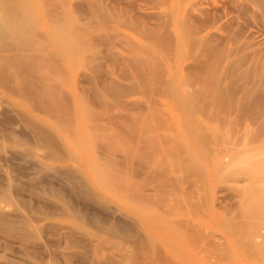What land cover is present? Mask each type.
I'll return each instance as SVG.
<instances>
[{
	"label": "rangeland",
	"instance_id": "374dc122",
	"mask_svg": "<svg viewBox=\"0 0 264 264\" xmlns=\"http://www.w3.org/2000/svg\"><path fill=\"white\" fill-rule=\"evenodd\" d=\"M11 1L0 0L28 17L26 37L0 49V264H264V106H244L226 70L245 56L242 69L259 64L264 75V7ZM215 51L227 54L221 66ZM109 220L139 239L112 234Z\"/></svg>",
	"mask_w": 264,
	"mask_h": 264
},
{
	"label": "bare ground",
	"instance_id": "6f19581e",
	"mask_svg": "<svg viewBox=\"0 0 264 264\" xmlns=\"http://www.w3.org/2000/svg\"><path fill=\"white\" fill-rule=\"evenodd\" d=\"M4 1V0H3ZM6 1V0H5ZM11 1V0H10ZM16 1V0H15ZM243 1V0H242ZM246 1V0H245ZM252 1H254V2H256L259 6H260V9H261V7H264V0H252ZM14 2V1H13ZM97 2V1H96ZM3 2H0V7L2 8V10L0 9V49H4V48H7V46H8V43H9V41L11 40V35H12V37H13V35H20L21 34V31H23L22 33L24 34V33H26V35H27V28H26V26H27V20H30V19H27L26 21H24V23H26L25 24V28L26 29H22V28H24V25L22 26V20L24 19H26L27 17H28V15H26L28 12H26V10H24L23 9V7H22V11H23V14L21 13V11H20V13L21 14H18L19 12H18V10H19V7H17V9H16V11L13 9V7H14V5H13V7H12V9L14 10H11V7H9V9L10 10H7L8 9V7H6L4 4H2ZM22 3V2H21ZM24 3V2H23ZM91 3V2H90ZM237 3V2H236ZM6 4V3H5ZM8 4V3H7ZM9 4H12V1H11V3L9 2ZM240 4V3H239ZM244 4V3H243ZM255 4V3H254ZM104 5V4H103ZM246 5H248V4H246ZM3 6H5V7H3ZM241 6H242V4H241ZM244 6H245V4H244ZM244 6H242V7H244ZM97 7H98V5H97ZM100 7V6H99ZM56 9V8H55ZM100 9H101V7H100ZM99 9V10H100ZM62 10V9H61ZM243 10V9H242ZM25 11V12H24ZM56 11H58V10H56ZM249 12V11H248ZM256 12V11H255ZM263 12V11H262ZM58 13V12H57ZM245 13V12H244ZM53 14V13H52ZM54 14H55V12H54ZM65 14V13H64ZM25 15L27 16V17H25ZM129 15V14H128ZM263 15V14H262ZM23 16H24V18H23ZM36 16V15H35ZM56 16H60V15H56ZM55 15H54V17H56ZM70 16V15H69ZM87 16V15H86ZM32 17V16H31ZM57 17V18H58ZM66 17V16H65ZM247 17V16H246ZM23 18V19H22ZM30 18V17H29ZM52 19H53V16L51 17ZM60 18V17H59ZM211 18V17H210ZM33 19V18H32ZM31 19V20H32ZM63 19H65V18H63ZM62 19V20H63ZM67 19H68V17H67ZM188 18H186V20H187ZM30 20V21H31ZM48 20V19H47ZM56 20V19H55ZM58 20V22H57V24L60 22L59 21V19H57ZM56 20V21H57ZM61 20V19H60ZM61 20V21H62ZM49 21V20H48ZM56 21H55V23H56ZM65 21V20H64ZM97 21V20H96ZM137 21V20H136ZM135 21V22H136ZM188 21V20H187ZM187 21H185L184 23H183V21H182V23L183 24H185V25H187ZM29 22V21H28ZM33 22H35V21H32V23ZM67 22V21H66ZM68 22H69V20H68ZM212 22V21H211ZM49 23V22H48ZM54 23V22H53ZM54 23V24H55ZM130 23V22H129ZM190 23V22H189ZM194 23V22H193ZM104 24V23H103ZM29 26L31 25V24H28ZM34 25V23L32 24V26H30V28L31 27H34L33 26ZM59 25V24H58ZM61 25V24H60ZM66 25H68V24H66ZM189 26H190V24H188ZM187 25V26H188ZM205 25H206V23H205ZM28 26V27H29ZM53 26V25H52ZM62 26V25H61ZM103 26V25H102ZM105 26V25H104ZM152 27V26H151ZM35 28V27H34ZM82 28V27H81ZM193 28V27H192ZM191 28V29H192ZM55 29V28H54ZM56 29H58V28H56ZM184 29H185V27H184ZM188 31H189V34H190V38H191V33H190V30H189V27H187L186 28ZM186 29H185V31H186ZM66 30H67V28H66ZM154 30V29H153ZM195 30V29H194ZM259 31V30H258ZM30 32V31H29ZM75 32V31H74ZM85 32V31H84ZM30 33H32L33 34V32H30ZM59 33V32H58ZM62 33V32H61ZM73 33V32H72ZM76 33V32H75ZM79 34H80V32H78ZM87 33V32H86ZM104 33V32H103ZM23 34H21L22 36L20 37V38H22L23 37ZM186 34H188V33H186ZM25 35V34H24ZM26 35H25V37H26ZM34 35V34H33ZM154 35H156V34H154ZM256 35V34H255ZM17 36H15V38L17 37ZM60 36V35H59ZM62 36V35H61ZM84 36V35H83ZM89 36V35H88ZM10 37V38H9ZM28 37V36H27ZM80 37V36H79ZM82 37V36H81ZM107 37V36H106ZM188 37V36H187ZM210 37V36H209ZM232 37H233V35H232ZM253 37H254V35H253ZM234 38V37H233ZM263 38V37H262ZM7 39H10L9 41L7 40ZM18 41L17 42H19L21 39H19V36H18ZM23 39V38H22ZM74 39V38H73ZM77 39H79V38H77ZM214 39V38H213ZM206 40V39H205ZM209 40V39H208ZM7 41H8V43H7ZM15 41L16 40H14V44H15ZM40 41V40H39ZM92 41V40H91ZM162 41V40H161ZM234 41V40H233ZM238 41V40H237ZM24 42V40L22 41V43ZM31 42V41H30ZM60 42H64L65 43V41L64 40H61ZM124 42V41H123ZM211 42H212V40H211ZM11 43H13V42H11L10 41V43H9V45L10 46H14V44H11ZM67 43V42H66ZM126 43V42H125ZM158 43V42H157ZM225 43H227V42H225ZM21 44V43H20ZM63 44V43H62ZM19 45V44H18ZM55 45V44H54ZM54 45H53V47H54ZM60 45V44H59ZM65 45V44H64ZM23 46H24V43H23ZM38 46H40V45H38ZM44 46H45V44H44ZM81 46V45H80ZM80 46H79V48H80ZM88 46V45H87ZM86 46V47H87ZM132 46H134V45H132ZM167 46H169L168 44H167ZM9 47V46H8ZM15 48L17 47L16 45L14 46ZM83 47V46H82ZM192 47V46H191ZM211 47V46H210ZM210 47H208L209 49H210ZM228 47V46H227ZM239 48H240V46H238ZM244 47V46H243ZM249 47V46H248ZM247 47V48H248ZM47 48H49V47H47ZM84 48V47H83ZM206 48H207V46H206ZM225 48H226V46H225ZM225 48L223 49L222 48V50H223V53L221 54V56H223V54L224 53H227V50L225 51ZM2 49V50H3ZM20 49V48H19ZM71 49H72V47H71ZM74 49V48H73ZM89 49V48H88ZM137 49V48H136ZM172 49V48H171ZM208 49V50H209ZM1 50V52H3ZM5 50V49H4ZM24 50V49H23ZM47 50V49H46ZM90 50V49H89ZM168 50V49H167ZM167 50L165 49V51H166V54H168L169 52H173L172 50L171 51H169V52H167ZM205 50H207V49H204V51ZM207 50V51H208ZM212 50V49H211ZM210 50V51H211ZM214 50V49H213ZM221 50V51H222ZM240 50H241V48H240ZM243 50V49H242ZM8 51V50H7ZM217 51H219V54H220V50L218 49ZM57 52V51H56ZM137 52H138V50H137ZM214 52V51H213ZM231 52V51H230ZM257 52H259V50L257 51ZM38 53V52H37ZM88 53V52H87ZM215 53H216V51H215ZM132 54V53H131ZM165 54V55H166ZM218 53H216V55H217ZM218 54V56H220ZM233 54V53H232ZM19 55V54H18ZM49 55H50V52H49ZM171 54H168V56H170ZM174 55V54H173ZM227 55V54H226ZM226 55H224V58H225V56ZM250 55H253V53L252 54H250ZM249 55V56H250ZM256 55H259V54H257L256 53ZM40 56V55H39ZM43 56V55H42ZM57 56V55H56ZM58 56H60V53H59V55ZM57 56V57H58ZM136 56V55H135ZM140 56H142V55H140ZM218 56H216L217 58H218ZM220 56V57H221ZM230 56H231V54H230ZM26 57H29V56H26ZM34 57V56H33ZM33 57H32V59H33ZM36 57V56H35ZM50 57V56H49ZM53 57V56H52ZM213 57H214V55H213ZM229 57V56H228ZM251 57V56H250ZM257 57V56H256ZM4 58V57H3ZM6 58H7V56H6ZM13 58V57H12ZM171 58V57H170ZM223 57H221V62L220 63H218V64H220V66H221V63L223 62L222 60H224V58L222 59ZM239 58V57H238ZM8 59H9V57H8ZM14 59V58H13ZM16 59V58H15ZM58 59V58H57ZM244 59H245V56L242 58H239V59H236V60H232L231 62H229L228 63V65H227V72H228V79L230 80L229 82L231 83V85H234L235 86V84H236V82H237V80H242L243 81V83L244 84H240L239 85V83H240V81H239V83L237 82V84H236V86H237V89H240L239 91L242 93V98H243V103H244V106H248V107H252V105H256V107L257 106H260V105H262V106H264V98H262V96H264V75L263 74H261L260 75V73H259V71H261V70H259V68H260V66H262V65H260L259 66V64H251V66H250V69H248V70H243L242 68L245 66L244 64H246V62H249V63H251V61H244ZM255 59V58H254ZM4 60H6V59H4ZM4 60H1V62L2 61H4ZM34 60V59H33ZM86 60V59H85ZM155 60H157V59H155ZM207 60V59H206ZM206 60H204V61H206ZM213 60H214V58H213ZM216 60V59H215ZM219 61H220V59H218ZM246 60V59H245ZM247 60H249V59H247ZM251 60V59H250ZM212 61V60H211ZM218 61V62H219ZM24 62V61H23ZM37 62H39V61H37ZM90 62V61H89ZM157 62V61H156ZM208 62H206V64H207ZM212 63V65L211 66H213V64L214 63H216L217 64V61L216 62H210L209 64H211ZM260 63V62H259ZM15 64V63H14ZM87 64V63H86ZM217 64V65H218ZM248 64V63H247ZM2 65V64H1ZM5 65V64H4ZM10 65V64H9ZM85 65V64H84ZM156 65V64H155ZM88 66V65H87ZM95 66V65H94ZM141 66H142V64H141ZM208 66H210V65H208ZM210 66V67H211ZM219 65L217 66V67H220ZM10 67H12V66H10ZM15 67V66H14ZM54 67V66H53ZM91 67V66H90ZM163 67V66H162ZM216 66L214 65V67L213 68H215ZM249 67V66H248ZM36 68V67H35ZM41 68V67H40ZM93 68V67H92ZM221 68V67H220ZM18 69V68H17ZM53 69V68H52ZM204 69V68H203ZM207 69H209L208 71H210L211 69L210 68H207ZM247 69V68H246ZM16 70V69H15ZM40 70V69H39ZM161 70V69H160ZM197 70V69H196ZM221 70V69H220ZM23 71V70H22ZM207 71V72H208ZM214 71V70H213ZM215 71L218 73V75L217 74H215L214 73V75H216V76H220L219 75V68H215ZM1 72V71H0ZM3 72V71H2ZM24 72V71H23ZM158 72V71H157ZM212 72V70L209 72V73H211ZM221 72V71H220ZM20 73V72H19ZM141 73V72H140ZM153 73V72H152ZM2 74V73H1ZM21 74V73H20ZM134 74V73H133ZM156 74V73H155ZM159 74V73H158ZM200 74V73H199ZM199 74H197L198 76H199ZM204 74V73H203ZM259 74V76H257ZM3 75V74H2ZM27 75V74H26ZM136 75V74H135ZM4 76V75H3ZM150 76V75H149ZM148 76V77H149ZM162 76V75H161ZM160 76V77H161ZM205 76V78H206V74L204 75ZM207 76H209L210 77V75L209 74H207ZM212 76H213V74H212ZM211 76V77H212ZM2 77V76H1ZM6 77V76H5ZM141 77H143V76H141ZM147 77V76H146ZM200 77V76H199ZM210 77V78H211ZM9 78V77H8ZM33 78V77H32ZM156 78H157V76H156ZM201 78H203V77H201ZM227 78V77H226ZM225 78V79H226ZM6 79V78H5ZM40 79V78H39ZM97 79V78H96ZM193 79V78H192ZM198 79V78H197ZM208 79V78H207ZM218 80H220V81H216L217 83H215V86L217 87L218 85L217 84H221V79H222V77H221V79H219V78H217ZM1 80H3V79H1ZM149 80V79H148ZM155 80V79H154ZM160 80V79H159ZM206 79H204V81H205ZM210 80V79H209ZM208 80V82H210V81H212V80H216V77H215V79L214 78H211V80L209 81ZM161 81H163V79L161 80ZM166 81V80H165ZM169 81V80H168ZM203 81V80H202ZM201 81V82H202ZM207 81V80H206ZM226 81V80H225ZM3 82H5V81H3ZM228 82V83H229ZM7 83H9L8 82V80H7ZM148 83H150V82H148ZM154 83V82H153ZM158 83V82H157ZM165 83V82H164ZM212 84H213V82H211ZM223 83H224V80H223ZM1 84H2V82H1ZM147 84V83H146ZM161 84H163V82L162 83H160V87L161 88H163V86H161ZM169 84L171 85V86H173L172 84H171V82H169ZM199 84V83H198ZM211 84V85H212ZM25 85V84H24ZM165 85H166V87L168 86L169 87V85H168V82H167V84L165 83ZM164 85V86H165ZM193 85V84H192ZM210 85V86H211ZM228 85V84H227ZM252 87H251V86ZM258 86L259 87V91H260V95H258V97L257 98H255L256 97V95H254V91H253V88H255V86ZM43 86V85H42ZM155 86V85H154ZM170 86V90H171V87ZM209 86V87H210ZM214 86V84L211 86V89H209V90H211V92H212V89L215 87H213ZM223 86V85H222ZM101 87V86H100ZM157 87H158V85H157ZM209 87H207V88H209ZM219 87H221V86H219ZM219 87H217V88H214L213 90H215V89H219ZM17 88V87H16ZM28 88H30V87H28ZM28 88H27V90H28ZM48 88V87H47ZM156 88V87H155ZM155 88H152V89H155ZM160 88V89H161ZM11 89H12V87H11ZM24 89V88H23ZM36 89V88H35ZM39 89V88H38ZM125 89V88H124ZM169 89V88H168ZM190 89V88H189ZM21 90V89H20ZM151 90V89H150ZM158 90V89H157ZM172 90H174V88H172ZM201 90V89H200ZM203 90V89H202ZM220 90H221V88H220ZM223 90V89H222ZM6 91V90H5ZM37 91V90H36ZM143 91V90H142ZM153 91V90H152ZM160 91V90H159ZM161 91H162V89H161ZM176 91V90H175ZM173 92V94H175V93H177V91L176 92ZM259 91H257L258 93L257 94H259ZM9 92V91H8ZM25 92H26V89H25ZM32 92H34L33 90H32ZM191 92V91H190ZM219 91H217V93H218ZM15 93V92H14ZM27 93V92H26ZM47 93V92H46ZM57 93V92H56ZM60 93V92H59ZM158 93V92H157ZM199 93V92H198ZM200 93H203V92H200ZM210 93V91L208 92V94ZM236 93H237V91H236ZM37 94V93H36ZM53 94V93H52ZM158 94H162V93H158ZM215 94V92L213 93V95ZM221 94H222V96H223V94H226V93H219V95L221 96ZM22 95V94H21ZM25 95V94H24ZM50 95V94H49ZM69 95V94H68ZM111 95V94H110ZM204 95V94H203ZM212 95V94H211ZM217 94H215L214 95V98L216 99L217 97H215ZM230 95V94H229ZM239 95V94H238ZM39 96V95H38ZM177 96V95H176ZM179 96V95H178ZM196 96H198V95H196ZM199 96H200V94H199ZM202 96V95H201ZM218 96V95H217ZM235 96H236V94H235ZM255 96V97H254ZM69 97V96H68ZM94 97V96H93ZM100 97V96H99ZM190 97V96H189ZM219 97V96H218ZM188 98V97H187ZM209 98V97H208ZM220 98V97H219ZM224 98H226V95H225V97ZM178 99H179V97H178ZM63 100V99H62ZM181 100V97H180V99H179V101ZM187 100V99H186ZM224 100V99H223ZM59 101V100H58ZM66 101V100H65ZM178 101V102H179ZM182 101V100H181ZM180 101V102H181ZM218 101V100H217ZM242 101V100H241ZM35 102V101H34ZM44 102V101H43ZM160 102V101H159ZM184 102V99H183V101H182V103ZM239 102V101H238ZM53 103H56V102H53ZM68 103V102H67ZM242 103V104H243ZM159 104V103H158ZM184 104H188L187 103V101H185V103H183L182 105H184ZM204 104V103H203ZM234 104V103H233ZM236 104V103H235ZM249 104H250V106H249ZM179 105V104H178ZM231 105V104H230ZM241 105V104H240ZM47 106V105H46ZM185 106V105H184ZM187 106H190V105H186L185 107H187ZM196 106V105H195ZM234 106V105H233ZM67 107V106H66ZM204 107V106H203ZM228 107V106H227ZM241 107V106H240ZM188 108V107H187ZM205 108V107H204ZM258 108V107H257ZM189 109V108H188ZM251 109H253V108H251ZM256 109V108H255ZM262 109H264V108H262ZM187 110V109H186ZM205 110V109H204ZM207 110V109H206ZM153 111V110H152ZM188 111V110H187ZM250 111V113L251 112H253L252 114H254L255 112H254V110H249ZM258 111V110H257ZM90 112V111H89ZM235 112V111H234ZM203 113H204V111H203ZM218 113V112H217ZM259 113V112H258ZM71 114H73V113H71ZM147 114V113H146ZM259 114H261V116H262V112L261 113H259ZM68 115V114H67ZM91 115V114H90ZM89 115V116H90ZM238 115V114H237ZM153 116V115H152ZM227 116V115H226ZM228 116H229V114H228ZM255 116V115H254ZM257 117H258V114L256 115ZM260 116V115H259ZM97 117V116H96ZM115 117V116H114ZM159 117V116H158ZM69 118V117H68ZM108 118H110V117H108ZM58 119V118H57ZM99 119V118H98ZM112 119V118H111ZM114 119V118H113ZM131 119V118H130ZM129 119V120H130ZM258 119H259V117H258ZM262 119V122H264V118H261ZM100 120V119H99ZM115 120V119H114ZM228 120V119H227ZM27 121H28V119H27ZM35 121V120H34ZM96 121H97V119H96ZM95 121V122H96ZM101 121V120H100ZM225 121V120H224ZM112 122V121H111ZM142 122V121H141ZM235 122V121H234ZM240 122V121H239ZM106 123V122H105ZM104 123V124H105ZM188 123V122H187ZM244 123V122H243ZM236 124V123H235ZM38 125V124H37ZM37 125L35 124V126L34 125H32L31 127L33 128V127H35V131L37 132V133H39V134H43V135H47L46 134V132L44 131V130H42V129H40V127H37ZM117 125V124H116ZM259 125V124H258ZM29 126H30V124H29ZM264 126V125H263ZM95 128V127H94ZM123 128V127H122ZM186 128V127H185ZM33 129L31 130V131H33ZM100 129H103V127H101ZM111 129V128H110ZM188 129V128H187ZM99 130V129H98ZM189 130V129H188ZM101 131V130H100ZM124 131V130H123ZM254 131V130H253ZM260 131H261V129H260ZM202 132V131H201ZM239 134V133H238ZM259 134V133H258ZM36 135V134H35ZM233 135V134H232ZM242 135V134H241ZM262 135V134H261ZM48 136V135H47ZM43 137V136H42ZM45 137V136H44ZM50 137V136H49ZM67 137V136H66ZM74 137V136H73ZM72 137V138H73ZM240 137V136H239ZM97 138V137H96ZM162 138V137H161ZM199 138H200V136H199ZM202 138V137H201ZM200 138V140L201 141H203L204 142V139L202 138L201 139ZM259 138V137H258ZM47 139H48V137H47ZM53 139V138H52ZM98 139H100V135H99V138ZM238 139V138H237ZM103 140V139H102ZM199 140V139H198ZM51 141V140H50ZM54 141V139L52 140V142ZM134 141V140H133ZM167 141V140H166ZM205 141H207L206 140V138H205ZM235 141V140H234ZM210 142V141H209ZM100 144V143H99ZM169 144H170V142H169ZM168 144V145H169ZM208 145V144H207ZM58 147V146H57ZM101 149V148H100ZM168 150V149H167ZM174 151V150H173ZM150 155V154H149ZM150 157V156H149ZM109 160V159H108ZM116 165V164H115ZM121 170V169H120ZM66 171V170H65ZM122 172V171H121ZM123 174H124V172H123ZM71 176V178H72V180H74L75 181V183H76V185H77V187L79 188V189H81V190H83L84 188H86V184L82 181V180H80V179H78L77 178V175L75 176V172H74V174L71 172H69V174H68V176ZM111 176V175H110ZM110 178V177H109ZM86 182V181H85ZM130 183V188L129 189H127L126 187V189H125V191H126V193L127 194H129V196H131V197H133V194H132V192L130 193V190H131V188H135L133 185H134V183H132V182H129ZM128 183V184H129ZM22 184V183H21ZM157 185V184H156ZM165 185H166V183H165ZM176 185V184H175ZM49 186V185H48ZM132 186V187H131ZM88 187V186H87ZM93 189V188H92ZM142 189V188H141ZM177 189H178V187H177ZM127 190H128V192H127ZM135 190H136V188H135ZM139 191H141L142 192V190H139ZM171 192V191H170ZM133 193H135V192H133ZM149 193H150V191H149ZM136 194H138V193H135L134 194V197L136 196ZM141 194V193H140ZM144 194V193H143ZM142 194V197L144 196V199L146 198L147 200L150 198L149 196V194L147 195V194H145V195H147L146 197H145V195H143ZM139 195H137L136 197L137 198H140L141 197V195L138 197ZM133 197V198H134ZM10 198V197H9ZM132 198V199H133ZM141 200H142V198H140ZM137 202H139V201H137ZM172 208V207H171ZM116 211V210H115ZM117 214H118V212H117ZM114 215H116L115 213H114ZM115 217V216H114ZM0 218H1V221L2 220H6L5 219V217H1L0 216ZM32 220V219H31ZM114 221H115V219H113ZM123 220V219H122ZM112 221V220H111ZM114 221H112V222H110V220H109V224H105L106 222H104V221H102V223H100V225L102 224H105V226L103 225V227H105L106 228V230H108L109 232H111L112 234H122V235H124L125 237H127V238H129V237H132V238H134V235L136 234V231L138 230V229H134V227L132 228V227H130V226H128L126 223H123V222H114ZM184 225V224H183ZM177 226V225H176ZM186 227H187V225H186ZM21 229V228H20ZM16 230V229H15ZM188 231V230H187ZM189 232V231H188ZM121 235V236H122ZM137 235V234H136ZM24 236V235H23ZM262 236V235H261ZM138 237H139V235H138ZM137 237V238H138ZM137 238H134V239H136L137 240ZM139 239V238H138ZM82 240V239H81ZM258 240H260V239H258ZM257 240V241H258ZM259 243V242H258ZM80 244V243H79ZM146 244V243H145ZM258 246H259V244H258ZM258 246H257V249H260V246H259V248H258ZM142 247V246H141ZM148 248H149V246H147ZM147 247H145V248H147ZM139 250V249H138ZM144 250V249H143ZM148 250V249H147ZM161 251V250H160ZM149 253V252H148ZM146 254V253H145ZM149 256V255H148ZM146 257V256H145ZM150 257V256H149ZM160 257V259L162 258V256H159ZM159 257H157V259L159 258ZM135 258V257H134ZM140 259V258H139ZM144 259V258H143ZM156 259V260H157ZM163 260H165V257L164 258H162ZM162 259L160 260V261H162ZM158 262V261H157ZM165 262V261H164ZM163 262V263H164ZM171 262H173V261H171ZM148 263V262H147ZM167 263V262H166Z\"/></svg>",
	"mask_w": 264,
	"mask_h": 264
}]
</instances>
